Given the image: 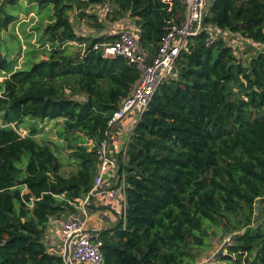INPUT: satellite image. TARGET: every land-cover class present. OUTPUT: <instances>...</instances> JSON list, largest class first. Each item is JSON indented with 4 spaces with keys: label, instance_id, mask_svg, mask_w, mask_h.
Listing matches in <instances>:
<instances>
[{
    "label": "trees",
    "instance_id": "trees-1",
    "mask_svg": "<svg viewBox=\"0 0 264 264\" xmlns=\"http://www.w3.org/2000/svg\"><path fill=\"white\" fill-rule=\"evenodd\" d=\"M22 1L0 2V264H64L45 240L50 218L74 212L70 202L93 188L98 160L86 143L106 139L141 76L93 46L115 41L106 31L128 21L154 55L166 22H180L185 6L25 0L41 20L33 51L43 56L15 70L4 49ZM206 23L247 40L254 53L240 57L227 35L210 46L205 33L188 40L176 77L158 88L129 145L125 216L98 233L106 264H198L211 235L223 242L220 264H264V48L255 46L264 45V0H213ZM69 42L86 43V53ZM49 121L64 126L77 166L69 176L52 145L36 140Z\"/></svg>",
    "mask_w": 264,
    "mask_h": 264
},
{
    "label": "built area",
    "instance_id": "built-area-1",
    "mask_svg": "<svg viewBox=\"0 0 264 264\" xmlns=\"http://www.w3.org/2000/svg\"><path fill=\"white\" fill-rule=\"evenodd\" d=\"M183 3V19L180 22H166L167 33L161 39L154 55L144 48L138 33L130 30H111L109 35L117 36L115 41L93 46V50L100 53L104 59L125 58L138 67L141 76L129 96L111 117L106 139H89L86 143L90 150L95 152L98 160V172L93 188L82 199L70 202L74 212L60 219L50 218L48 232H52L55 226L58 227V238L55 243H50V251L60 257L64 264H106L98 235L102 230H95L97 224L94 221H107L108 217L113 215L118 222L120 217L125 216L126 179L122 167L128 159V148L142 116L161 84L176 77L178 57L186 49L191 37L205 33L207 45L210 46L220 35H227L206 23L210 0H183ZM226 40L229 46L239 51H242L244 45L252 46L238 35H227ZM67 46L76 47L83 54L87 50L86 43L69 42ZM255 46L264 48L260 43ZM46 48L50 49L48 46ZM49 122L51 124L53 121ZM45 125L46 123L42 126ZM114 129L117 134L113 137L111 132ZM18 132L22 136L28 134L24 129H19ZM88 208L94 213V220Z\"/></svg>",
    "mask_w": 264,
    "mask_h": 264
},
{
    "label": "rangeland",
    "instance_id": "rangeland-1",
    "mask_svg": "<svg viewBox=\"0 0 264 264\" xmlns=\"http://www.w3.org/2000/svg\"><path fill=\"white\" fill-rule=\"evenodd\" d=\"M2 0H0L1 2ZM213 1L210 0V6ZM25 7L30 8V4L25 2V0L22 1V7H19L20 13L18 14V20L17 22L12 25L9 28V31L7 33V46L4 49L9 47L11 48V54L8 57V60L17 64L15 67L16 69H19L20 66L23 67L26 65L25 62H28V66L30 67L32 63H34L38 58H41L43 55L36 56L34 49H37L38 47V40H39V33L36 29L37 26H40V17L37 15V12L34 11L35 14L32 13L28 15V13L25 10ZM28 8V9H29ZM86 22L92 28V24L90 23L88 19H86ZM85 21L83 23H86ZM76 48V47H75ZM252 46H243L242 51H240V57L242 56L244 59H246L248 56L252 55L254 51L252 50ZM74 49V48H73ZM77 49V48H76ZM74 49V50H76ZM41 56V57H40ZM4 80V75L2 78H0V84ZM1 95V93H0ZM25 129H29V123L28 121L24 123ZM64 126L62 122H53L50 125H47L43 127V131L40 132L39 136L36 137V140L39 141L41 144H44L48 142L52 145V148L59 156L60 160L63 163V170L62 173L64 176H69L72 173H75L77 171L76 162L72 160L71 154L72 150L68 148V142L65 139V132L63 130ZM28 132L27 130H25ZM21 132V131H20ZM22 134V132H21ZM116 130H112L111 135L114 137L116 135ZM89 213L92 215V220H94L93 212L90 211L88 208ZM65 217V216H64ZM104 217L102 218V220ZM105 224V220L104 223ZM217 233H220V228L213 227ZM212 229L210 230V233H212ZM58 227H54L52 232H49L47 234V237L45 240L50 245L55 243L58 238L57 233ZM228 241V240H227ZM219 243V246H218ZM223 246V242H219V240L216 238V240L212 238V235L210 236V239L207 241V246L202 248L199 251L200 258H198L197 262L198 264H220L219 263V255L221 253V249Z\"/></svg>",
    "mask_w": 264,
    "mask_h": 264
},
{
    "label": "crops",
    "instance_id": "crops-1",
    "mask_svg": "<svg viewBox=\"0 0 264 264\" xmlns=\"http://www.w3.org/2000/svg\"><path fill=\"white\" fill-rule=\"evenodd\" d=\"M132 26H133L132 22L126 21V22L122 23V25L117 24V25L111 27L108 31H106V33L109 34V32H111V30H115V29L116 30H120V31L121 30H124V31L130 30L131 31V30H134V28ZM26 133H28V132H26ZM108 218L109 219H107V221H105V224H103L104 221L95 220L94 223L97 224L95 230H105V229L113 228L116 225V223H117L116 220H115V217L113 215H111ZM106 223H108V224H106Z\"/></svg>",
    "mask_w": 264,
    "mask_h": 264
}]
</instances>
